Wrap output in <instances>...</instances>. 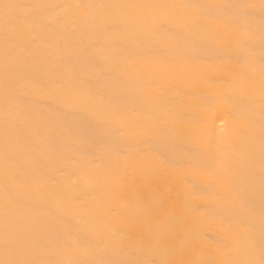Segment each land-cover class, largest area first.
I'll use <instances>...</instances> for the list:
<instances>
[{"label": "bare ground", "instance_id": "bare-ground-1", "mask_svg": "<svg viewBox=\"0 0 264 264\" xmlns=\"http://www.w3.org/2000/svg\"><path fill=\"white\" fill-rule=\"evenodd\" d=\"M0 264H264V0H0Z\"/></svg>", "mask_w": 264, "mask_h": 264}]
</instances>
